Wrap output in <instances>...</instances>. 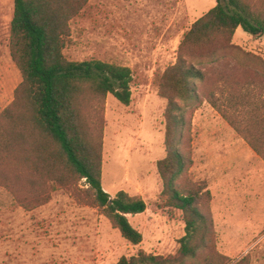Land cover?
<instances>
[{
  "label": "trees",
  "instance_id": "16d2710c",
  "mask_svg": "<svg viewBox=\"0 0 264 264\" xmlns=\"http://www.w3.org/2000/svg\"><path fill=\"white\" fill-rule=\"evenodd\" d=\"M89 2L14 0L10 54L22 81L0 112V184L27 210L48 203L56 190L69 191L139 244L143 234L128 215L144 213L147 202L124 190L112 196L102 184L106 99L113 94L130 104L131 68L99 59L73 61L64 53L70 22ZM238 27L264 36V0H216L184 33L176 62L156 72L154 83L167 100V153L157 169L166 205L183 212L185 235L175 254L141 250L115 264L250 263L248 254L235 261L217 250L211 192L187 176L190 117L204 100L264 160V81L248 68L238 76L227 57L238 50L263 68L264 60L234 43Z\"/></svg>",
  "mask_w": 264,
  "mask_h": 264
},
{
  "label": "rangeland",
  "instance_id": "374dc122",
  "mask_svg": "<svg viewBox=\"0 0 264 264\" xmlns=\"http://www.w3.org/2000/svg\"><path fill=\"white\" fill-rule=\"evenodd\" d=\"M215 3L90 0L71 20L64 49L69 60L99 59L132 71L130 104L113 94L106 99L102 184L112 196L124 190L145 199L147 210L128 216L143 240L132 244L99 208L80 204L69 191L56 190L48 203L27 210L0 184V264H115L141 250L164 256L178 251L185 221L162 195L157 161L167 153V100L154 77L176 62L184 33ZM13 5L0 0L5 21L0 22V112L22 81L10 54ZM248 35L234 43L264 60V36ZM227 59L238 76L248 68L264 81L259 60L238 50ZM190 120L187 176L206 183L211 192L217 250L235 261L248 254L249 264H264V160L209 102L204 100Z\"/></svg>",
  "mask_w": 264,
  "mask_h": 264
},
{
  "label": "crops",
  "instance_id": "0c3cea01",
  "mask_svg": "<svg viewBox=\"0 0 264 264\" xmlns=\"http://www.w3.org/2000/svg\"><path fill=\"white\" fill-rule=\"evenodd\" d=\"M3 1V0H2ZM5 1V0H4ZM7 1V3L9 4H11V6L14 4V0H6ZM216 4V3H215ZM215 6V5H214ZM13 9H14V5H13V7H12ZM8 19H6V21H7ZM0 22H5V21H3V19L1 18V16H0ZM249 34V33H248ZM247 34V32H245L241 27H238V29L236 30V33H235V37H234V39H236L239 35H243V36H249ZM12 75V74H11ZM106 190V189H105ZM107 191V190H106ZM129 216V215H128Z\"/></svg>",
  "mask_w": 264,
  "mask_h": 264
},
{
  "label": "built area",
  "instance_id": "2783aa9c",
  "mask_svg": "<svg viewBox=\"0 0 264 264\" xmlns=\"http://www.w3.org/2000/svg\"><path fill=\"white\" fill-rule=\"evenodd\" d=\"M85 180V179H84Z\"/></svg>",
  "mask_w": 264,
  "mask_h": 264
}]
</instances>
